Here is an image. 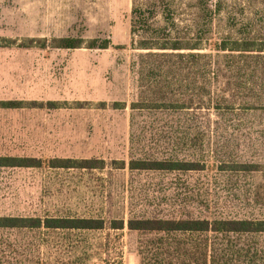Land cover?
Wrapping results in <instances>:
<instances>
[{
  "label": "rangeland",
  "instance_id": "obj_1",
  "mask_svg": "<svg viewBox=\"0 0 264 264\" xmlns=\"http://www.w3.org/2000/svg\"><path fill=\"white\" fill-rule=\"evenodd\" d=\"M134 3L0 0V38L16 43L0 48V101L25 105L0 109V156L43 162L40 169H0V217L68 215L106 222L104 230L91 232L0 230V264H140L138 248L146 237L127 229L131 216L264 218V175L221 172L217 163H264V114L238 112L213 126L215 154L205 148L202 172L113 169V161L128 164L142 155L185 158L191 149L183 144L186 128L180 123L167 133L162 115L131 110L142 98L137 69L140 55L147 53L136 49L130 33ZM234 10L256 20L264 17V7ZM180 13L186 19L189 10ZM61 38L81 40L82 47L53 49L52 41ZM31 39L45 41L46 47L29 44ZM92 40H108L111 46L87 49ZM22 43L31 46H17ZM47 102L58 107L28 106ZM114 103L121 108L114 109ZM199 122L204 124V117ZM171 136L174 144L161 139ZM55 158L102 160L106 166L103 171L51 170L47 162ZM112 220H124V229L111 230Z\"/></svg>",
  "mask_w": 264,
  "mask_h": 264
},
{
  "label": "trees",
  "instance_id": "obj_2",
  "mask_svg": "<svg viewBox=\"0 0 264 264\" xmlns=\"http://www.w3.org/2000/svg\"><path fill=\"white\" fill-rule=\"evenodd\" d=\"M264 7V0H135L130 17V33L140 55L137 82L142 98L132 111L162 115L168 122L164 132L180 123L185 129L183 144L191 147L185 158L168 154L161 159L147 157L113 161L114 170L148 173H198L205 170L201 158L206 149L213 153V126L235 113L264 114V17L256 20L249 10ZM183 8V9H182ZM189 10L186 19L180 12ZM180 11V12H179ZM222 28V29H219ZM39 42L45 48V41ZM16 43L0 38V48ZM25 43L17 45L29 48ZM52 48L80 49L82 41L54 39ZM108 40H92L86 48L106 50ZM24 103L0 101V109L25 108ZM29 107L56 109L57 102L29 103ZM101 106H105L102 104ZM114 103V109H120ZM181 116L178 121L176 116ZM213 116V119H210ZM264 116V115H263ZM203 117L205 119L204 124ZM157 117H155L156 119ZM181 118H186L181 120ZM162 120L161 118H158ZM225 122V120L223 121ZM164 127V126H163ZM160 134H152L153 140ZM159 139V138H158ZM169 143L174 137H162ZM145 140V138H144ZM185 141V142H184ZM206 148V149H205ZM221 172L264 175V163L223 161ZM106 163L95 159H51V170L103 171ZM36 158L1 157L0 169H40ZM110 229L121 231L124 220H112ZM129 231L138 232L140 264H264V218H138L126 221ZM101 218L77 216L24 218L0 217V230L9 231H102Z\"/></svg>",
  "mask_w": 264,
  "mask_h": 264
}]
</instances>
